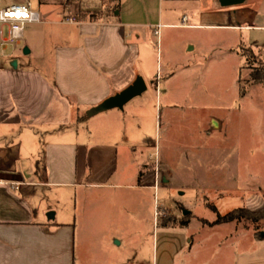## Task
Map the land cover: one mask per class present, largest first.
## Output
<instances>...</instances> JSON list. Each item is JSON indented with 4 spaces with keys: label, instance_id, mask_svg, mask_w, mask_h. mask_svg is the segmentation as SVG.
<instances>
[{
    "label": "crops",
    "instance_id": "obj_1",
    "mask_svg": "<svg viewBox=\"0 0 264 264\" xmlns=\"http://www.w3.org/2000/svg\"><path fill=\"white\" fill-rule=\"evenodd\" d=\"M9 1L0 0V8L29 2L40 21L26 24L18 44L0 47V264H264L262 230L224 223L198 237L189 220L173 219L174 156L194 153L192 133L226 129L225 97H209L229 60L235 102L256 104L262 84L241 91L242 50L264 63V0L233 7L220 0H120L117 10L104 0ZM176 31L219 32L223 39L211 55L180 36L181 60L170 54L164 65V39L175 41ZM137 77L144 93L123 109L84 118ZM196 111L203 116L181 136L177 119ZM158 112L164 133L153 162ZM223 165L204 162V178L192 177L186 189L199 187L209 202L212 193L223 196L212 184ZM229 178L228 193L236 194V176ZM157 205L170 218H156Z\"/></svg>",
    "mask_w": 264,
    "mask_h": 264
},
{
    "label": "rangeland",
    "instance_id": "obj_2",
    "mask_svg": "<svg viewBox=\"0 0 264 264\" xmlns=\"http://www.w3.org/2000/svg\"><path fill=\"white\" fill-rule=\"evenodd\" d=\"M9 2H12L9 1ZM4 36L8 35V27H4ZM175 41H167L164 39L162 47V63L165 65L167 56L174 54L175 59H180V44L176 43L180 36H185V39H194L199 47L208 54L213 55V50L218 48L222 41V34L213 31H195V32H181L176 31L170 34ZM169 36V37H170ZM178 45V47H177ZM26 48V47H25ZM244 48L242 54L247 59L245 62V69L242 75V87H249L251 83H247L249 74L252 72V67H257L259 64L258 57ZM24 52L20 50L19 53ZM225 73L221 75V85L213 84L210 90V97L212 102L219 99H226L228 117L226 129L224 131H216L210 136H194L191 134V145L196 147L194 153L188 151H180L175 155V169L173 170V178L175 185H173V195L178 201L176 203L177 218L173 217L174 221L181 224L187 220L190 223V230L198 237H203L210 232L208 228L215 225L203 226L202 223H213L218 214H226L227 212L241 207H247L254 211L264 209V122L257 120L256 107L260 108V112L264 113V86L259 85L254 90V106L241 104L239 101L235 102V86L233 85V75L229 70L230 60ZM223 76V79H222ZM252 109V110H251ZM160 110V109H158ZM181 120L177 119L178 131L181 136L189 135L191 130L189 128L197 125L198 119L203 116L200 112L181 114ZM162 115L158 112L156 121V131L154 132V142H156L157 135H163L164 129L160 127L162 122ZM259 121V122H258ZM194 128V127H193ZM188 129V130H187ZM187 130V131H186ZM193 131V129H192ZM182 133V134H181ZM156 134V136H155ZM196 135V132H195ZM190 136V135H189ZM214 148L220 152L218 158L210 157L208 152H204L205 147ZM200 147V148H197ZM153 152V162L159 159V144L151 150ZM217 156V155H216ZM208 161H219L224 164L225 169L219 170L218 177H212V184L218 186L222 191L223 196H216L215 193L208 196L211 202L203 200L202 191L199 187L196 190L186 189V185L198 177L202 180L205 176L202 165ZM192 166V168H190ZM166 173V171H164ZM236 176V184L238 185L236 194L229 195L228 190L233 189L228 183L230 176ZM193 177V178H192ZM211 181V180H210ZM183 185V186H182ZM249 187L254 188L253 193H250ZM179 188L177 191L176 189ZM198 188V189H197ZM216 188V187H215ZM184 193V195H182ZM190 211L188 215H183V211ZM163 218L166 220L169 217V212L162 208ZM247 224L241 223L240 228H245ZM248 228L254 229L253 226Z\"/></svg>",
    "mask_w": 264,
    "mask_h": 264
},
{
    "label": "trees",
    "instance_id": "obj_3",
    "mask_svg": "<svg viewBox=\"0 0 264 264\" xmlns=\"http://www.w3.org/2000/svg\"><path fill=\"white\" fill-rule=\"evenodd\" d=\"M107 4L111 5L110 7L113 10H117L120 5V0H104ZM91 17H96V14H91ZM251 51L256 58L258 57L253 50L248 49ZM245 58V56H244ZM245 62L247 59H244ZM259 64L257 67H252V72L249 74V78L247 83L253 84H262L264 85V63L258 58ZM245 69V66H244ZM246 87H242V94L246 93ZM87 118V115L84 116ZM247 224L245 228L249 226H253L255 230H262L264 231V209L260 211H254L247 207H241L233 209L226 214H218L217 219L213 223H209V225H219L224 223H241ZM185 225L186 222L181 223Z\"/></svg>",
    "mask_w": 264,
    "mask_h": 264
},
{
    "label": "built area",
    "instance_id": "obj_4",
    "mask_svg": "<svg viewBox=\"0 0 264 264\" xmlns=\"http://www.w3.org/2000/svg\"><path fill=\"white\" fill-rule=\"evenodd\" d=\"M39 21V14L33 10L29 2L12 4L8 7L0 8V47L6 44H18L24 37L26 24ZM70 21L74 20L70 19ZM3 25L8 27L7 39H4ZM162 215V209L157 205L155 217L159 218Z\"/></svg>",
    "mask_w": 264,
    "mask_h": 264
},
{
    "label": "water",
    "instance_id": "obj_5",
    "mask_svg": "<svg viewBox=\"0 0 264 264\" xmlns=\"http://www.w3.org/2000/svg\"><path fill=\"white\" fill-rule=\"evenodd\" d=\"M246 0H220V4L223 7H233L237 5H241ZM25 54L29 53L28 49L24 50ZM17 63L14 62L13 66L16 67ZM147 90V85L142 77H137V79L126 89L121 91L120 93L111 96L104 100L102 103L97 105L96 107L92 108L87 112V116L91 117L94 115H97L99 113H103L112 109H123L124 106L130 102L135 97L140 96L142 93H144ZM216 123H212V127H216ZM190 211H183V215H188Z\"/></svg>",
    "mask_w": 264,
    "mask_h": 264
},
{
    "label": "snow or ice",
    "instance_id": "obj_6",
    "mask_svg": "<svg viewBox=\"0 0 264 264\" xmlns=\"http://www.w3.org/2000/svg\"><path fill=\"white\" fill-rule=\"evenodd\" d=\"M17 15H19V14H17Z\"/></svg>",
    "mask_w": 264,
    "mask_h": 264
}]
</instances>
